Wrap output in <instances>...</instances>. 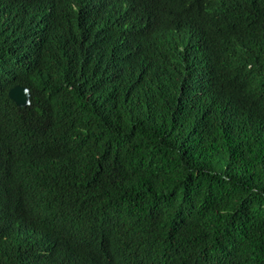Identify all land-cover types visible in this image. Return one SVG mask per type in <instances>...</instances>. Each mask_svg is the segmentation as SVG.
I'll return each mask as SVG.
<instances>
[{
    "label": "trees",
    "instance_id": "obj_1",
    "mask_svg": "<svg viewBox=\"0 0 264 264\" xmlns=\"http://www.w3.org/2000/svg\"><path fill=\"white\" fill-rule=\"evenodd\" d=\"M0 264H264V0H0Z\"/></svg>",
    "mask_w": 264,
    "mask_h": 264
},
{
    "label": "water",
    "instance_id": "obj_2",
    "mask_svg": "<svg viewBox=\"0 0 264 264\" xmlns=\"http://www.w3.org/2000/svg\"><path fill=\"white\" fill-rule=\"evenodd\" d=\"M10 98L20 107L31 104L30 90L24 86L17 85L9 91Z\"/></svg>",
    "mask_w": 264,
    "mask_h": 264
}]
</instances>
